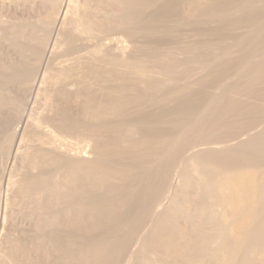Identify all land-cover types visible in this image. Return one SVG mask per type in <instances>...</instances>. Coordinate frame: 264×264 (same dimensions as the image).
<instances>
[{
    "label": "bare ground",
    "instance_id": "bare-ground-1",
    "mask_svg": "<svg viewBox=\"0 0 264 264\" xmlns=\"http://www.w3.org/2000/svg\"><path fill=\"white\" fill-rule=\"evenodd\" d=\"M0 264H264V0H0Z\"/></svg>",
    "mask_w": 264,
    "mask_h": 264
}]
</instances>
